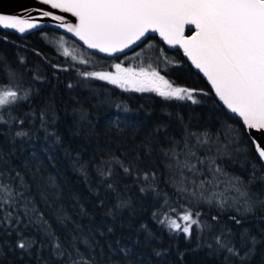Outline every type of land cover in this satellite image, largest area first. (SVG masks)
Masks as SVG:
<instances>
[{
	"label": "trees",
	"instance_id": "obj_1",
	"mask_svg": "<svg viewBox=\"0 0 264 264\" xmlns=\"http://www.w3.org/2000/svg\"><path fill=\"white\" fill-rule=\"evenodd\" d=\"M61 35L83 47L85 58L65 55L55 41ZM148 46L159 57L144 52L143 63L127 58ZM118 63L126 68L131 63L149 65L173 86L196 90L198 102L166 100L154 92L129 91L86 75L112 71ZM5 71L15 73L17 80H6ZM200 74L183 51L168 48L158 35H149L127 53L107 57L48 25L25 35L0 27V89L22 97L30 86L32 93L10 112L8 107L0 109V180L24 193L14 207L0 208V218L11 214L10 224H0V264H69L67 254L56 255L45 226L25 214V199L34 200L72 259L77 254L69 241L75 236L79 252L93 264H241L219 247L216 238L222 229H230L235 246L241 248L239 234L251 229L264 240V212L245 219L236 212L237 206L223 203L226 199H221L222 206L197 198L191 191L193 170L182 166L185 142L194 151L197 137L228 132L234 142L237 133L239 145L250 153V167L259 168L252 172L260 179L264 161L242 120L226 111ZM42 110L47 113L44 127ZM18 131L28 135L18 137ZM173 152L180 155L179 167ZM240 171L234 172L241 175ZM261 183V192L252 196L264 200V180ZM121 201L128 206L118 207ZM186 212L198 220L190 236L169 227L172 220L183 225L179 217ZM232 216L242 223L237 225ZM20 234L35 241L27 251L17 247ZM247 264H264V243L257 245Z\"/></svg>",
	"mask_w": 264,
	"mask_h": 264
},
{
	"label": "snow or ice",
	"instance_id": "obj_2",
	"mask_svg": "<svg viewBox=\"0 0 264 264\" xmlns=\"http://www.w3.org/2000/svg\"><path fill=\"white\" fill-rule=\"evenodd\" d=\"M41 2L77 17V24L61 23L60 26L74 33L88 48L97 49L102 53L124 52L132 45L143 43L150 33H158L168 45L183 49L184 55L190 59L192 65L207 77L220 101L231 113L242 118L248 129L264 130V0H41ZM50 15L52 13L43 12V16ZM54 19L62 21L63 18L55 16ZM189 25L194 26L195 31L193 35L186 36L185 27ZM0 26L4 29H15L20 33L38 27L31 18H21L11 14H0ZM65 55H69L67 49ZM115 69V73L91 72L86 75L98 77L102 81H108L129 91L154 92L166 100L198 102L194 99L196 90L173 86V83L155 69L149 71L140 68L137 71L122 67L119 63L115 65ZM5 79L13 82L17 80V76L15 73L5 71ZM16 86L19 88V84ZM31 94L30 86L23 89L22 97L17 91L0 89V109L8 107L10 112L20 99L26 100ZM46 116L47 113L42 110L41 127L47 122ZM55 119L56 117L53 116V120ZM19 123L22 124L23 121ZM27 135L23 131L16 133L18 137ZM197 140L198 144H207L211 136L203 140L197 137ZM255 149L259 158L264 160V147L256 144ZM184 156L182 166L189 170L196 169V165L192 164L191 160L195 159L197 163H202L196 153L188 147L187 142H185ZM173 157L175 164L181 166L180 155L173 152ZM211 163L216 173L222 172V169L215 166L214 160ZM2 175L3 173H0V176ZM261 180H264V177H261ZM254 182L255 172L247 182L239 177H233L229 181L239 197H243V201L239 197L235 198L232 206L242 203L243 207H236L235 210L245 219L249 215L256 217L258 211L264 212V200L253 198L249 191V185ZM21 184L27 190L28 186L23 178ZM0 192L4 193L0 195V208L3 205L14 207L18 198L24 199L23 192L4 184L2 180H0ZM41 198L47 201L43 193ZM127 206V201L118 204V207ZM24 209L26 215L31 213V217H35L45 226V234L49 237L57 256L62 257L67 254L69 264H93L79 252L75 245L77 239L75 236L69 241L77 254V258L72 259V254L67 252L63 242L51 231V226L39 212L34 200L25 199ZM10 215L6 213L0 218V224L4 222L10 224ZM179 219L185 223L182 225L172 220L169 227L190 236L192 225L198 224V220L193 218L191 212H186ZM230 219L237 225L242 223L236 216ZM58 222L64 224V219L58 217ZM239 235L241 248L244 249L243 254L241 248L235 246V234L230 229L221 230V235L216 238L217 244L230 256L240 260L241 264H247V261L255 255L257 245L264 243V240L253 234L251 229H242ZM261 235L264 236V231ZM34 243L35 241L27 240L20 234L17 247L27 251ZM122 251L125 255L129 254L128 249Z\"/></svg>",
	"mask_w": 264,
	"mask_h": 264
},
{
	"label": "rangeland",
	"instance_id": "obj_3",
	"mask_svg": "<svg viewBox=\"0 0 264 264\" xmlns=\"http://www.w3.org/2000/svg\"><path fill=\"white\" fill-rule=\"evenodd\" d=\"M63 50L67 49L69 51V55L73 57H77L80 59L85 58V54H87V51L83 49V47L73 43L74 41L70 40L67 37H64V35H61L58 37V39L55 40ZM155 48L152 46L146 47L144 50H138L136 52H133V54L130 57L135 59L137 63H143L147 60H145V53L147 54L152 53L154 56L159 57L157 55V52H155ZM153 60V59H151ZM158 60L154 59V62H157ZM153 62V61H152ZM124 67V66H122ZM149 65H134L131 63L127 66V68H133L137 71L140 70V68H145L149 71H151L153 68H150ZM155 69V68H154ZM116 69L114 67V70L112 71H98V72H112L115 73ZM162 75V74H161ZM167 79V78H165ZM168 80V79H167ZM207 135V134H206ZM204 135L202 139H206L205 137L211 136V140L207 144H197L194 152L196 153V156L199 158L202 163H197L196 160L192 164L196 165V169L193 170V181L195 183L193 184V187L191 191L194 193L196 192L197 198H203L208 205L213 204H221L224 205L221 202V199H226L227 204L233 205V200L237 197H239V194L235 191L232 184L229 183L230 180H232L233 177H239L241 180L247 182L252 177L253 169H259L258 167H250L252 164L250 158V153L247 148L241 147L239 145L240 143V136L236 134L234 135V142L230 139L228 132L220 135L216 134H210L208 136ZM236 141V142H235ZM242 144V143H241ZM233 148H237L234 149ZM204 153H202V151ZM208 154V155H207ZM215 161V166H217L216 161L219 162L220 165L225 166L223 167L221 173H216L214 171V167L212 165V161ZM250 167V168H249ZM247 168H249L247 170ZM241 169V175L237 174L236 170ZM251 171V172H250ZM248 175L249 178H246L245 175ZM262 180L255 175V182L249 185V191L251 195H254L255 193H260L262 189ZM235 183V181H233ZM241 201H243V197H239ZM237 207H241V204Z\"/></svg>",
	"mask_w": 264,
	"mask_h": 264
},
{
	"label": "water",
	"instance_id": "obj_4",
	"mask_svg": "<svg viewBox=\"0 0 264 264\" xmlns=\"http://www.w3.org/2000/svg\"><path fill=\"white\" fill-rule=\"evenodd\" d=\"M46 11L52 13V15L43 16V12H46ZM0 14H11V15L20 16L21 18H31V20L38 25L37 28L29 29L24 33H20L15 29H8V30L17 32L20 35H25L27 33L29 34L33 31L40 30L45 25H48L50 27H53V28L65 33L66 35L73 37L78 43L82 44L87 49L94 51V52H97L101 55L103 54L104 56H107V57H113V56H118V55L127 53L128 51H130V50H132L138 46V45H132L129 49H125L124 52H117L114 54L102 53V52H99V50H97V49H90V48H88V46L86 44H84L83 41H81L79 39V37L75 36L74 33H70L67 31L66 27L60 26L61 23L65 24V25L66 24L75 25L78 23V18L73 16L72 13H70V12H64L62 9L52 8L51 5H45L41 2V0H0ZM55 16L62 17L63 18L62 21L55 20L54 19ZM0 27H2V26H0ZM188 30L190 32H188ZM194 31H195L194 26L189 25V26L185 27V35L186 36L193 35ZM149 35H158V37H159L158 33H150ZM160 40H162V38H160ZM165 44L170 49L177 48V49H180L181 51H183V49L180 48L179 46L173 47V46L168 45L166 42H165ZM185 58H187L189 63H191V61L188 57L185 56ZM193 67H194V69H196L194 65H193ZM196 70L199 71L198 69H196ZM200 73H201L200 75H202L207 80V77L204 76V74L202 72H200ZM208 83L210 85L209 87H211L215 93V90L212 87L211 83L209 81H208ZM216 98L219 99L218 96ZM219 101H220V99H219ZM220 103L225 107L226 111H228L230 114L239 117L237 114L231 113V111L229 109H227L226 105H224L222 101H220ZM240 120H242V118H240ZM241 122L243 123V120ZM244 126L247 129L248 135L253 139L254 143L259 144L261 147H264V130L248 129L245 124H244Z\"/></svg>",
	"mask_w": 264,
	"mask_h": 264
}]
</instances>
